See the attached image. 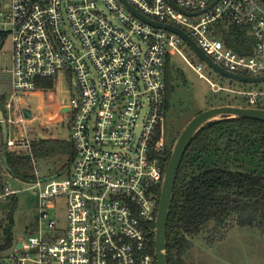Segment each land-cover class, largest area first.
<instances>
[{
    "label": "built area",
    "instance_id": "obj_1",
    "mask_svg": "<svg viewBox=\"0 0 264 264\" xmlns=\"http://www.w3.org/2000/svg\"><path fill=\"white\" fill-rule=\"evenodd\" d=\"M128 4L152 22L186 31L224 69L264 77V0L5 4L0 49L8 38L12 45L7 68L12 88L5 111L9 125L24 132L11 137L9 131L7 150L20 152L16 147L21 146L36 163L20 93L36 91L40 79L67 70L77 86V96L68 99L76 154L66 173L47 177L35 172L37 224L27 238L15 239L0 264H158L152 235L167 169V59L175 51L213 90L228 88L204 72L209 67L205 61L195 64L186 55L189 44L180 34L143 19ZM231 25L249 27L247 52L224 39L222 30ZM232 92L247 99L243 106L264 103V87ZM3 155L0 147V167ZM62 199L67 201L64 224L52 212L60 209Z\"/></svg>",
    "mask_w": 264,
    "mask_h": 264
},
{
    "label": "trees",
    "instance_id": "obj_2",
    "mask_svg": "<svg viewBox=\"0 0 264 264\" xmlns=\"http://www.w3.org/2000/svg\"><path fill=\"white\" fill-rule=\"evenodd\" d=\"M222 35L229 45L241 52L248 51L245 44L251 41L249 27L231 25L222 30ZM165 79L167 115L179 79L171 55L167 59ZM38 86L53 90L55 78L40 79ZM7 97V92H0V107L4 112ZM238 99V104H249L244 97ZM257 106L264 108V103ZM166 133L168 151L165 163L168 166L178 136L170 139L167 127ZM1 142L2 165L15 178L33 181L36 174L31 156L8 151L3 138ZM33 150L37 159L69 154L71 165L76 154L74 145L63 139L35 140ZM2 173L0 169V191L4 193ZM13 201H17V197ZM232 221L239 227H264V121L242 116L209 122L197 132L187 148L169 211L168 264H190L187 256L194 247V238L210 229L216 235ZM12 229L13 221L0 238V259L13 249L16 237ZM152 249L155 251V232Z\"/></svg>",
    "mask_w": 264,
    "mask_h": 264
},
{
    "label": "rangeland",
    "instance_id": "obj_3",
    "mask_svg": "<svg viewBox=\"0 0 264 264\" xmlns=\"http://www.w3.org/2000/svg\"><path fill=\"white\" fill-rule=\"evenodd\" d=\"M10 1L0 0V10ZM182 45L184 48L185 44L182 43ZM11 50L12 45L8 38L0 49V92H7V98H9L12 88L10 83L11 76L7 71L11 62ZM184 52L195 64L201 61V58L192 47L185 46ZM171 63L179 72V79L175 83L176 90L171 99V108L166 115V127L170 139L179 137V133L183 131L189 121L201 111L228 103L243 105L238 104V97H243L232 92L234 89L264 87V83L249 85L229 77H223L222 74L211 67H207L204 72L220 86L228 88L227 90L215 91L175 51H172ZM94 75L98 78L96 73ZM44 91L43 88H38L30 93H20V105L26 104L27 107L33 109L34 117L43 124L41 126H44L43 128L46 132L51 133L50 136L53 133H58L61 139L73 144L70 128L71 113H64L61 109L55 107L50 100V96H47ZM53 91L56 94L57 104L68 101L72 93L77 96V86L73 82L72 72L67 70L60 71L55 77ZM8 118L9 116L5 111L6 122ZM30 125V137L34 142V140H38L35 135L37 128L32 126V123ZM8 127L11 137L24 134V132H20L12 125ZM2 138L3 130L2 121L0 120V147L3 149ZM3 143H5L4 139ZM16 148L17 150H22L20 152L17 151L19 154L27 153L25 148L21 146ZM70 158L69 154L41 159L36 158L34 172L38 171L41 176L47 177L58 173H66L72 168ZM69 165H71L70 168ZM0 169L3 172V184L5 186V192L2 193L0 191V238L4 236L5 229L10 225L11 221H13L12 231L15 237L27 238L29 231L36 226L38 221L39 199L36 189L33 188L31 181H25L11 175L5 165L0 167ZM6 187L9 188V192H7ZM14 197H17V201H13ZM52 212L60 224H64L67 221V201L62 199L60 209ZM187 258L190 264H264V227H239L232 221L216 235L212 234L211 229L204 231L194 238V247Z\"/></svg>",
    "mask_w": 264,
    "mask_h": 264
},
{
    "label": "water",
    "instance_id": "obj_4",
    "mask_svg": "<svg viewBox=\"0 0 264 264\" xmlns=\"http://www.w3.org/2000/svg\"><path fill=\"white\" fill-rule=\"evenodd\" d=\"M173 3L176 5L174 1ZM129 7L143 19L151 21L150 19L142 15L133 6L131 7L129 5ZM152 23L160 25L166 29L175 31L178 34H180L185 39V41L188 42L189 46L193 48V50L197 53V55L209 65V67H211L216 72L222 74L223 76L245 83H259L264 81V77L242 76L224 69L219 64H217L204 50H202L200 46L195 42V40L186 31L182 30L181 28L166 23H159V22H152ZM24 113L26 117L29 119L33 117L32 109L29 107L24 108ZM241 116L264 121V108L254 107V106L232 105V104H224L215 107L213 106L204 111H201L196 116H194L186 125V127L183 129V131L180 133L179 137L177 138L172 150L170 161L168 163L165 172V177L163 181L161 197L159 202V210L157 215L156 232H155V248H156V255L158 258V264H168L166 250H167V226L169 219V211L174 197V189H175L178 171L183 156L187 151V148L191 144L197 132L209 122L223 119L226 117H241ZM0 120L2 121L3 139L4 142L7 143L9 138V127H8V123L5 121L4 110L1 107H0ZM40 135L41 136L43 135L42 132H40ZM43 137L46 136L43 135ZM18 247H22V242L18 243Z\"/></svg>",
    "mask_w": 264,
    "mask_h": 264
},
{
    "label": "crops",
    "instance_id": "obj_5",
    "mask_svg": "<svg viewBox=\"0 0 264 264\" xmlns=\"http://www.w3.org/2000/svg\"><path fill=\"white\" fill-rule=\"evenodd\" d=\"M44 90H45L44 93H46L47 96H50V100H51L52 104L55 107L61 109L62 112H64V113L69 111L68 101H64L62 103L57 104L56 103V94H55V92L53 90H46V89H44ZM66 109H68V110H66ZM64 110H66V111H64ZM32 113H33V117L30 118L29 121L32 123V126H35L37 128V131H36V134H35L36 135V139H61L60 136L58 135V133L57 134H54L52 132L53 135L50 136L51 133L46 132V130H44V128H43L44 126H41L43 124L40 123L39 120L34 117V111H33V109H32ZM40 132H42V134L44 136H46V137H43V135L41 136L40 135ZM51 137H53V138H51Z\"/></svg>",
    "mask_w": 264,
    "mask_h": 264
}]
</instances>
